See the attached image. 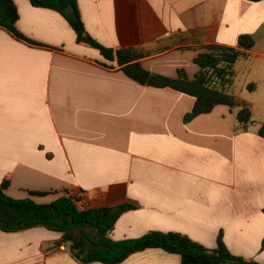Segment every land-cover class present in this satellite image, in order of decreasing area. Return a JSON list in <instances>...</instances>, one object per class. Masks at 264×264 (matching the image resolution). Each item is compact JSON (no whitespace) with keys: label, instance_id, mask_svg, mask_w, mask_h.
Instances as JSON below:
<instances>
[{"label":"crops","instance_id":"0c3cea01","mask_svg":"<svg viewBox=\"0 0 264 264\" xmlns=\"http://www.w3.org/2000/svg\"><path fill=\"white\" fill-rule=\"evenodd\" d=\"M18 39L0 26V184L14 199L47 204L80 198L85 209L134 207L116 221L114 241L150 232L178 233L213 250L264 264V139L254 104L247 129L217 106L184 122L194 98L128 78L116 59L77 43L57 12L12 0ZM89 37L112 50H133L146 71L191 80L207 46L254 47L234 70L264 62V0H76ZM241 64V65H240ZM247 86V83L243 84ZM256 89V88H255ZM29 192L48 193L45 197ZM62 235L45 228L0 231V264H83ZM88 264H102L98 262ZM120 264H181L160 249Z\"/></svg>","mask_w":264,"mask_h":264},{"label":"trees","instance_id":"16d2710c","mask_svg":"<svg viewBox=\"0 0 264 264\" xmlns=\"http://www.w3.org/2000/svg\"><path fill=\"white\" fill-rule=\"evenodd\" d=\"M258 3L263 0H246ZM35 8L59 13L76 35L77 43L97 49L109 61L116 59L122 72L140 85L153 88H170L194 98L192 111L185 115L184 122L211 113L217 106H227L236 111L237 130L247 129L251 122V104L238 100L226 92L236 76L235 64L247 58L254 47L250 35H241L236 47L207 46L194 59L199 68L193 79L185 71L177 72L176 78H168L146 71L137 62L133 50H112L99 45L85 31L76 0H29ZM19 19L12 0H0V26L18 39H24L16 28ZM255 90V86H247ZM264 139V123L257 130ZM7 185L0 184V231L16 233L33 228H45L62 235L56 244L67 246L71 256L83 264L98 262L120 264L130 255L148 249H160L181 257V264H258L232 255L222 240L217 238L216 248L209 250L188 237L178 233L150 232L140 238L114 241L110 238L119 217L134 207L119 205L113 208L78 210L69 196H60L47 204L31 198L14 199L5 193ZM30 196L45 197L48 193L29 192Z\"/></svg>","mask_w":264,"mask_h":264},{"label":"rangeland","instance_id":"374dc122","mask_svg":"<svg viewBox=\"0 0 264 264\" xmlns=\"http://www.w3.org/2000/svg\"><path fill=\"white\" fill-rule=\"evenodd\" d=\"M241 65V64H240ZM250 72H243L239 78L234 79L235 83L232 92L242 96L248 102L252 101L254 104V118L258 125L264 122V62L258 61L255 58L249 63ZM252 84L255 90L247 89V86Z\"/></svg>","mask_w":264,"mask_h":264},{"label":"built area","instance_id":"2783aa9c","mask_svg":"<svg viewBox=\"0 0 264 264\" xmlns=\"http://www.w3.org/2000/svg\"><path fill=\"white\" fill-rule=\"evenodd\" d=\"M72 201L78 210H86L84 201L80 200V198H72Z\"/></svg>","mask_w":264,"mask_h":264}]
</instances>
